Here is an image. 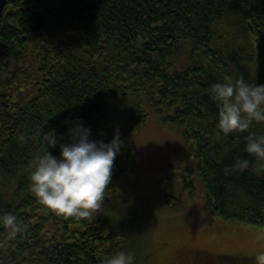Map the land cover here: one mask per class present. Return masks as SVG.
Returning a JSON list of instances; mask_svg holds the SVG:
<instances>
[{"label":"trees","instance_id":"obj_1","mask_svg":"<svg viewBox=\"0 0 264 264\" xmlns=\"http://www.w3.org/2000/svg\"><path fill=\"white\" fill-rule=\"evenodd\" d=\"M240 77L264 83V0H7L0 215L15 214L22 230L10 238L0 223V264H104L120 251L148 264L125 228L130 217L115 210L125 202L119 188L133 195L135 135L154 117L192 144L206 207L225 221L263 226L264 168L245 147L249 132L264 135V122L217 135L211 88ZM77 120L93 140L118 133L123 141L105 199L87 218L55 214L30 188L47 133L71 143ZM49 151L59 158L60 143ZM236 255L222 254L223 262L203 251L183 264H255Z\"/></svg>","mask_w":264,"mask_h":264},{"label":"rangeland","instance_id":"obj_2","mask_svg":"<svg viewBox=\"0 0 264 264\" xmlns=\"http://www.w3.org/2000/svg\"><path fill=\"white\" fill-rule=\"evenodd\" d=\"M181 131L154 117L135 135V189H118L125 202L115 212L130 217L125 228L138 253L148 264H183L203 251L223 262L222 254L255 257L264 250V225L225 221L206 207L198 162Z\"/></svg>","mask_w":264,"mask_h":264},{"label":"clouds","instance_id":"obj_3","mask_svg":"<svg viewBox=\"0 0 264 264\" xmlns=\"http://www.w3.org/2000/svg\"><path fill=\"white\" fill-rule=\"evenodd\" d=\"M212 99L218 106L217 135H229L249 130L254 123L264 122V84L250 83L244 77L235 81L215 83ZM71 143H61L55 129L47 133V151L38 157L30 173V188L38 201L55 214L87 218L100 209L106 189L111 182L115 161L123 141L119 134L111 142L91 139V129L80 120L69 129ZM245 150L255 156L264 168V135L249 132ZM60 143L61 156L49 151ZM9 237L21 232V223L13 213L0 215ZM255 264H264V250L254 257ZM104 264H133V256L120 251Z\"/></svg>","mask_w":264,"mask_h":264},{"label":"water","instance_id":"obj_4","mask_svg":"<svg viewBox=\"0 0 264 264\" xmlns=\"http://www.w3.org/2000/svg\"><path fill=\"white\" fill-rule=\"evenodd\" d=\"M6 4H7V0H0V23L2 20V16L5 10Z\"/></svg>","mask_w":264,"mask_h":264},{"label":"bare ground","instance_id":"obj_5","mask_svg":"<svg viewBox=\"0 0 264 264\" xmlns=\"http://www.w3.org/2000/svg\"><path fill=\"white\" fill-rule=\"evenodd\" d=\"M263 125V124H262ZM258 126V125H257ZM263 129H264V127H263ZM259 130V129H258ZM204 132V131H203ZM246 132V131H245ZM185 143V142H184ZM191 150V149H190ZM191 152H193V151H191ZM190 153V152H189ZM193 154V153H192ZM190 166V165H189ZM192 166V165H191ZM193 167V166H192ZM191 168V167H190ZM204 168V167H203ZM173 169V168H172ZM181 169H182V167H181ZM179 170V169H178ZM186 170V169H185ZM194 171V170H193ZM201 171V170H200ZM135 172V171H134ZM189 174V173H188ZM198 174V173H197ZM184 175V174H183ZM133 180V179H132ZM137 180V179H136ZM186 180V179H185ZM193 192V191H192ZM191 194V193H190ZM195 196V195H194ZM216 211V210H215ZM233 216V215H232ZM232 220H233V218H232ZM163 229V228H162ZM124 231V230H123ZM150 233V232H149ZM152 234V233H151ZM154 234V233H153ZM138 236V235H137ZM152 236V235H151ZM137 245H138V243H136ZM143 247V246H142ZM137 248H138V246H137ZM141 248V247H140ZM139 249V248H138ZM136 250V249H135ZM141 250V249H140ZM144 250V249H143ZM136 252H137V250H136ZM141 252V251H140ZM138 253V252H137ZM143 258V257H142ZM143 260V259H142ZM147 260V259H146ZM226 260V259H225ZM138 261V260H137ZM139 261H141V260H139ZM227 261V260H226ZM145 262V261H144ZM147 262V261H146ZM143 263V262H142ZM146 264V263H145Z\"/></svg>","mask_w":264,"mask_h":264}]
</instances>
